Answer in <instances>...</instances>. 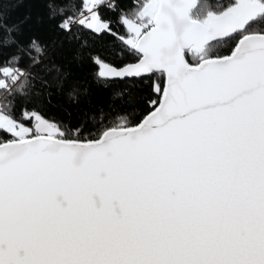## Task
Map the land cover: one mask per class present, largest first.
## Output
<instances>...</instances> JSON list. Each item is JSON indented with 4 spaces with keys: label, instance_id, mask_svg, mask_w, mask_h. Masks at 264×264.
I'll return each mask as SVG.
<instances>
[{
    "label": "snow or ice",
    "instance_id": "obj_1",
    "mask_svg": "<svg viewBox=\"0 0 264 264\" xmlns=\"http://www.w3.org/2000/svg\"><path fill=\"white\" fill-rule=\"evenodd\" d=\"M0 264H264V0H0Z\"/></svg>",
    "mask_w": 264,
    "mask_h": 264
}]
</instances>
